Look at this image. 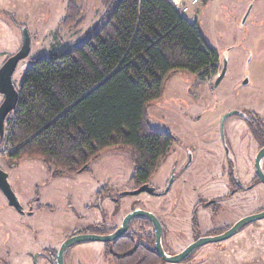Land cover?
Listing matches in <instances>:
<instances>
[{
    "label": "rangeland",
    "instance_id": "374dc122",
    "mask_svg": "<svg viewBox=\"0 0 264 264\" xmlns=\"http://www.w3.org/2000/svg\"><path fill=\"white\" fill-rule=\"evenodd\" d=\"M65 3L66 0H0V66L19 49L21 27L30 36V52L17 64L12 76L16 86L32 58L47 57L78 42L103 11L99 0H77L83 21L77 27H64L61 18ZM203 4L199 14L190 9L183 15L196 22L203 40L216 48L217 73L202 77L175 71L166 80L162 97L147 108L150 126L176 138L165 160L149 178L158 194L164 191L174 161L185 156L191 146L198 147L193 155L198 166L206 159L211 165L216 154L222 153L218 124L227 110L254 111L261 119L252 128L264 132V0H203ZM223 60L224 76L214 86ZM2 98L0 94V102ZM225 128L240 179L247 183L253 176V158L259 144L236 116L226 119ZM9 151V145L0 146V168L8 174L22 212L10 206L0 191V264H51L52 256L46 259L42 254L49 253L50 248L56 251L73 230L107 234L134 207L153 213L166 224L163 244L168 253L192 241L189 218L198 202L193 223L199 224L200 232L224 229L238 218L264 209L263 183L257 181L251 190L229 198V186L221 174L194 176L191 183H183V176L177 175L161 195H121L135 188L128 180L132 163L126 149H106L89 161L86 171L57 177L51 176L40 159L14 161L7 156ZM260 165L264 171V156ZM114 198L118 199L116 203ZM211 198L220 205L205 207L203 201ZM137 218L129 222L126 232L144 246H148L147 239L153 245L150 223ZM63 263L111 264V259L104 251V242L81 241L66 248ZM161 264H264V217L243 225L222 241L200 245L185 261Z\"/></svg>",
    "mask_w": 264,
    "mask_h": 264
},
{
    "label": "trees",
    "instance_id": "16d2710c",
    "mask_svg": "<svg viewBox=\"0 0 264 264\" xmlns=\"http://www.w3.org/2000/svg\"><path fill=\"white\" fill-rule=\"evenodd\" d=\"M99 3L103 11L78 42L31 59L15 85L18 100L4 120L0 146L13 147L7 156L14 161L40 159L52 177L86 171L106 149H126L128 180L136 187L153 175L174 141L150 126L149 104L162 97L175 71L215 75L218 52L169 0ZM82 21L77 0H66L61 25ZM252 131L264 144V132ZM148 240L144 246L126 232L105 242L104 251L111 264L163 263ZM55 252L49 250L51 264Z\"/></svg>",
    "mask_w": 264,
    "mask_h": 264
},
{
    "label": "water",
    "instance_id": "95a60500",
    "mask_svg": "<svg viewBox=\"0 0 264 264\" xmlns=\"http://www.w3.org/2000/svg\"><path fill=\"white\" fill-rule=\"evenodd\" d=\"M21 33V45L19 49L6 58V60L0 66V94L2 95V101L0 102V138L3 136L4 133V120L9 112L13 111L16 107L17 100H18V90L13 81V73L17 64L26 58L30 52V36L27 29L23 26L20 29ZM226 69V62L223 60V65L220 72L217 74L214 80V86H216L219 81L224 76ZM243 80V82H245ZM228 115V114H226ZM264 156V145L261 146L255 157H254V167L256 171V175L258 179L264 184V172L260 165V160ZM0 191L5 196L8 204L14 207L19 212H22V206L19 203V200L16 194L11 189V186L8 182V174L0 168ZM141 192H148L154 194V188L147 183L140 185L139 187L133 190L123 191L121 195H136ZM136 217H144L148 219L153 227L154 230V245L153 249L157 252V254L162 258L164 262L170 263H178L183 261L195 248L199 247L200 245L207 244L210 242H219L222 241L230 236H232L239 228L243 225L255 221L257 219L264 217V209L258 212L246 215L235 221L228 229L225 231L215 234V235H207L197 238L196 240L189 243L186 247H184L180 252L175 254H167L164 252L161 241V224L158 218L151 212L140 209V208H133L129 212H127L123 218L121 219L120 224L116 227L113 231L107 234H94V233H75L67 238L59 245L56 254H55V264H64L63 263V256L66 248L76 242L81 241H101V242H110L119 238L120 236L124 235L128 223Z\"/></svg>",
    "mask_w": 264,
    "mask_h": 264
},
{
    "label": "flooded vegetation",
    "instance_id": "af4514ba",
    "mask_svg": "<svg viewBox=\"0 0 264 264\" xmlns=\"http://www.w3.org/2000/svg\"><path fill=\"white\" fill-rule=\"evenodd\" d=\"M226 114H228V115H226ZM230 116H236V117L240 118L243 121V123L247 126V129L250 132V135L252 136L254 141L259 144L256 135L252 131V126L254 125L255 122H260L259 119H261V118H259L258 115L252 110H246L243 108H234V109L227 110L226 112H224L221 115V117L219 119V124H218L219 144H220L219 147L221 146L222 153L216 154V158L213 159L211 165L208 164L209 159H206L203 161L202 166H200V165L198 166V163H197L198 159L194 158V156H193L194 152L195 153L198 152V149H197L198 147L197 146H191L189 149L186 150L185 156L181 155V158L177 157L176 161H174V163L172 164L171 169H170V176L165 183L164 191L162 193L158 194V192L156 191V188H154V186H152L151 183L149 182V179L147 181L143 182L142 184L147 183L148 185H150L154 188V191H155L154 194L161 195V194H165L169 190L173 180L178 177L177 175L183 176V178H184V179H182L183 183H191V181L193 180L192 177H194V176H198V175L203 176L206 174V175L213 177L215 175L221 174L222 176L226 177L225 182L229 186L228 195L230 198V197H234L235 195H239L243 191L246 192V191L251 190L256 185L257 181L262 183L256 175V171H255V167H254V158H253L254 172H253L252 178L249 179L247 183L246 182L243 183L242 180L240 179V176H239L240 175L239 174L240 169L238 168V164L235 161V155L233 154L234 152H233V149L231 148V144H230L231 140H230V138H229L230 141L228 140L229 134L225 128V121ZM170 135L174 139V141H176V138L171 133H170ZM263 145L264 144H262V145L259 144V148ZM217 146H218V144L215 145V147H217ZM256 153H255V155H256ZM255 155H254V157H255ZM203 170L205 172H203ZM221 183H223V181H221ZM142 184H140V185H142ZM140 185L136 186L135 188L139 187ZM135 188H133V189H135ZM111 200H112V198H111ZM117 200L118 199H116V198L113 199V201L115 203ZM200 202H201V200H200ZM198 204H200V203L198 202L195 206H193V209L191 210V216L189 218V232H190V236H191L192 241H194L197 238L202 237V236L219 234V233L225 231L226 229H228L235 221H237L238 219L241 218V217L238 218L232 224L228 225L227 227H224V229L211 228V229H208L206 232H200L199 226H198L199 224L193 223V219H194L193 215L196 214V211H197L196 208L198 207ZM203 204L205 207L213 206L214 208L220 205L219 201H216V199H214V198L207 199V200L203 201ZM244 216H246V215H244ZM157 218L161 224L160 241H161V245H162L164 252H166L167 254H175V253L180 252L184 247L181 250L174 252V253H172V251H171V253H168L170 251L165 250V248H164L165 245L163 244V240L166 237L167 228H165L166 224L159 217H157ZM147 221L150 223V225L152 227L151 222L149 220H147ZM127 228H128V226H127ZM152 231H153V245H154L153 227H152ZM82 232L83 231H80V230H73V232L70 235L75 234V233H82ZM49 250H52V249L50 248ZM49 254L50 253H48V251H47L46 254L44 253L42 255H43V257H46V259H50L51 254H50V256H49ZM55 254H56V252H55ZM191 254H192V252L183 261L187 260ZM35 264H38V262H35Z\"/></svg>",
    "mask_w": 264,
    "mask_h": 264
},
{
    "label": "built area",
    "instance_id": "2783aa9c",
    "mask_svg": "<svg viewBox=\"0 0 264 264\" xmlns=\"http://www.w3.org/2000/svg\"><path fill=\"white\" fill-rule=\"evenodd\" d=\"M181 13L189 11L190 7L196 6L202 2V0H169ZM13 147H10L12 150Z\"/></svg>",
    "mask_w": 264,
    "mask_h": 264
},
{
    "label": "crops",
    "instance_id": "0c3cea01",
    "mask_svg": "<svg viewBox=\"0 0 264 264\" xmlns=\"http://www.w3.org/2000/svg\"><path fill=\"white\" fill-rule=\"evenodd\" d=\"M204 6V4H203V0H202V2L201 3H199L198 5H196V6H192V7H190V9H193V11L195 12V14L197 15V14H199V12L202 10V7ZM189 9V10H190Z\"/></svg>",
    "mask_w": 264,
    "mask_h": 264
}]
</instances>
